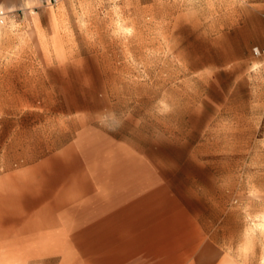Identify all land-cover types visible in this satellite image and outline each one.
<instances>
[{
  "label": "rangeland",
  "instance_id": "374dc122",
  "mask_svg": "<svg viewBox=\"0 0 264 264\" xmlns=\"http://www.w3.org/2000/svg\"><path fill=\"white\" fill-rule=\"evenodd\" d=\"M8 1L26 15L8 42L35 52L0 68V159L47 161L73 179L98 163L107 177L131 171L154 204L213 220L218 250L264 264V0H71L70 20L47 35L33 16L42 0ZM56 230L77 253L35 264H80L85 227ZM3 264L33 263L9 253Z\"/></svg>",
  "mask_w": 264,
  "mask_h": 264
},
{
  "label": "crops",
  "instance_id": "0c3cea01",
  "mask_svg": "<svg viewBox=\"0 0 264 264\" xmlns=\"http://www.w3.org/2000/svg\"><path fill=\"white\" fill-rule=\"evenodd\" d=\"M71 2L42 0L44 7L38 6L33 16L44 35L70 20ZM14 4L8 0L0 3V14L6 20L0 24V68L5 70L20 68V60L32 58L35 52L32 44L8 42L18 34L17 25L26 22L22 9L12 7ZM55 34L65 35L62 31ZM46 47L41 52L48 56L52 49ZM41 66L56 64L46 60ZM75 147L83 150L86 143L80 141ZM63 152L67 155L70 149ZM85 155L87 160L98 159ZM100 168L98 163L92 177L86 174L73 179L49 170L47 161L0 159V264L9 253L17 259L26 256L33 264L60 252L71 253L72 259L76 250L64 232L56 229L75 225L85 227L80 264H244L227 250H218L223 243L217 240V231L207 232L206 224L213 225V220L202 221L178 206L154 204L147 193L151 182L138 180L131 171L120 172L115 167L107 177ZM80 180H86L90 193L83 195ZM76 208L82 212L79 223L69 218ZM42 242H48L51 254H40Z\"/></svg>",
  "mask_w": 264,
  "mask_h": 264
},
{
  "label": "built area",
  "instance_id": "2783aa9c",
  "mask_svg": "<svg viewBox=\"0 0 264 264\" xmlns=\"http://www.w3.org/2000/svg\"><path fill=\"white\" fill-rule=\"evenodd\" d=\"M52 2H53V3H57L58 0H52ZM5 22H6V20H5V16H4V14H0V24H1V25H4ZM254 52H255L256 54H262V55H264V46L261 47V48H260V47H256V48L254 49Z\"/></svg>",
  "mask_w": 264,
  "mask_h": 264
},
{
  "label": "bare ground",
  "instance_id": "6f19581e",
  "mask_svg": "<svg viewBox=\"0 0 264 264\" xmlns=\"http://www.w3.org/2000/svg\"><path fill=\"white\" fill-rule=\"evenodd\" d=\"M260 222H261V225L264 226V213H263L262 217L260 218Z\"/></svg>",
  "mask_w": 264,
  "mask_h": 264
}]
</instances>
